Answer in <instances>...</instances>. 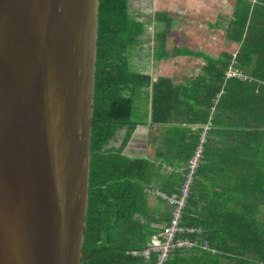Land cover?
I'll list each match as a JSON object with an SVG mask.
<instances>
[{
  "label": "trees",
  "instance_id": "trees-1",
  "mask_svg": "<svg viewBox=\"0 0 264 264\" xmlns=\"http://www.w3.org/2000/svg\"><path fill=\"white\" fill-rule=\"evenodd\" d=\"M154 15L158 26L149 32L150 21L130 14L129 0H98L80 264H156L155 253L145 259L141 252L173 215L159 193L180 194L198 145L202 158L181 212L184 230L176 235L194 244L171 250L164 264H264V0H236L225 26L235 45L215 56L167 51L171 19ZM151 33L153 59L190 56L202 62V73L181 83L142 73L134 59ZM147 124L189 127L173 138L184 166L160 186V164L124 154L135 128ZM121 129L120 145L109 146ZM149 194L168 210L149 209Z\"/></svg>",
  "mask_w": 264,
  "mask_h": 264
},
{
  "label": "water",
  "instance_id": "water-1",
  "mask_svg": "<svg viewBox=\"0 0 264 264\" xmlns=\"http://www.w3.org/2000/svg\"><path fill=\"white\" fill-rule=\"evenodd\" d=\"M98 0H0V264H80Z\"/></svg>",
  "mask_w": 264,
  "mask_h": 264
},
{
  "label": "rangeland",
  "instance_id": "rangeland-1",
  "mask_svg": "<svg viewBox=\"0 0 264 264\" xmlns=\"http://www.w3.org/2000/svg\"><path fill=\"white\" fill-rule=\"evenodd\" d=\"M218 1L221 2L222 10L215 14L198 13L196 10L200 8L201 3L194 0H129V11L135 17H142L141 19L150 21L151 29L158 26L154 14H166L171 19L168 27L169 35L164 43L167 51L173 47H187L215 56L220 53L218 51L232 50L235 45L225 33L226 22L230 18L229 14H233L230 9L234 7L235 0ZM163 28V25L159 28L156 27V31L160 32ZM213 28L215 31L212 30ZM149 37L151 39L145 44L151 47L155 45L154 42H157V39L152 34ZM140 53L142 52L138 50L139 58ZM183 60L191 62L188 66L189 73H191L195 59L185 56L169 60L163 59L161 60L163 64L160 63V65L155 62L157 69L153 70V77L168 75L177 79L182 73V66L186 65V63H180Z\"/></svg>",
  "mask_w": 264,
  "mask_h": 264
},
{
  "label": "crops",
  "instance_id": "crops-1",
  "mask_svg": "<svg viewBox=\"0 0 264 264\" xmlns=\"http://www.w3.org/2000/svg\"><path fill=\"white\" fill-rule=\"evenodd\" d=\"M199 1L201 3L200 8L196 11L198 13L203 14H215L222 10L220 7L221 2L215 0H194ZM236 2V0H235ZM232 7L230 10L233 11ZM215 31V28L212 29ZM148 31H151V28H148ZM152 34V33H151ZM146 37L143 40L142 46L139 50L142 52L140 53V58L134 59V64H137L140 67L142 73L150 74L152 79H156L157 77H153L152 72L153 70L157 69V65H160L163 61L155 60L152 58V50L150 46L145 44ZM145 47V48H144ZM187 48V47H185ZM190 49V48H189ZM192 50V49H191ZM222 49L221 51H223ZM218 51V52H221ZM225 51H232V50H225ZM178 57H185V56H178ZM178 57H174L178 58ZM173 59V58H171ZM169 60V59H167ZM159 63L156 65V63ZM181 64L186 63V65L182 66V73L178 76L177 79H173L171 76L164 75L158 77H165L172 80L175 83H181L186 79L197 76L202 73V62L200 60L195 59L193 62L195 65L192 67L191 73H189L190 69L188 68L191 62L189 60L180 61ZM163 64V63H162ZM189 127L184 126V124L178 125L176 124H167V125H138L134 132L131 135V138L127 142L126 147L124 148V154L131 158H145L150 163L153 164H160V174L156 180L157 185H162L164 181H172L174 176L171 175L176 174L181 171L184 166V162L178 157L176 149L178 148V142H174L173 138L176 136L177 138H182L184 136L185 131H188ZM125 133L124 129H121L117 132L115 139L112 141L109 146L118 147L121 143L122 137ZM168 143V145H164ZM170 144V146H169ZM169 146V147H168ZM164 152L165 155L162 157H158V153ZM149 202V209L157 210V209H164L168 210V207L164 205H160L157 203V200L149 194L148 196Z\"/></svg>",
  "mask_w": 264,
  "mask_h": 264
},
{
  "label": "built area",
  "instance_id": "built-area-1",
  "mask_svg": "<svg viewBox=\"0 0 264 264\" xmlns=\"http://www.w3.org/2000/svg\"><path fill=\"white\" fill-rule=\"evenodd\" d=\"M207 127V125L203 126V131H205ZM201 158V148L198 145L192 156L187 160L188 171L184 175V182L181 185L179 195L166 196L163 193H159V195L167 201V205L171 207L173 215L161 232L152 238L150 245L141 252V255L145 259H148L151 253H155L156 264H164L171 250L182 247L188 248L194 244V241L188 238H176V235L184 230V228L179 225V220L181 218L182 209L189 196V186L192 182L193 174ZM185 231L193 232L194 229H185ZM133 253L136 254L135 252Z\"/></svg>",
  "mask_w": 264,
  "mask_h": 264
}]
</instances>
